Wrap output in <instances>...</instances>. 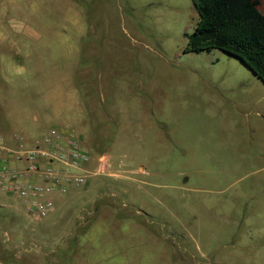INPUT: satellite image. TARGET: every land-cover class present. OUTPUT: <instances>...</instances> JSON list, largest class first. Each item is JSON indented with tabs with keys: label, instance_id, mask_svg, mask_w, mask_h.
I'll list each match as a JSON object with an SVG mask.
<instances>
[{
	"label": "rangeland",
	"instance_id": "rangeland-1",
	"mask_svg": "<svg viewBox=\"0 0 264 264\" xmlns=\"http://www.w3.org/2000/svg\"><path fill=\"white\" fill-rule=\"evenodd\" d=\"M197 19L191 0H0V103L60 100L145 166L92 175L42 218L0 190V264H264V82L185 52Z\"/></svg>",
	"mask_w": 264,
	"mask_h": 264
},
{
	"label": "built area",
	"instance_id": "built-area-1",
	"mask_svg": "<svg viewBox=\"0 0 264 264\" xmlns=\"http://www.w3.org/2000/svg\"><path fill=\"white\" fill-rule=\"evenodd\" d=\"M88 159L68 129L51 127L32 147L21 142L9 147L0 136V190L23 199L34 216L45 217L54 209L50 194L86 184ZM9 160L24 165L17 168Z\"/></svg>",
	"mask_w": 264,
	"mask_h": 264
},
{
	"label": "crops",
	"instance_id": "crops-1",
	"mask_svg": "<svg viewBox=\"0 0 264 264\" xmlns=\"http://www.w3.org/2000/svg\"><path fill=\"white\" fill-rule=\"evenodd\" d=\"M24 57H26L28 62H32L33 64H35L33 61L34 59L32 58V55L25 53ZM229 57H232V56H229ZM232 58H235V57H232ZM235 59L238 62H240L247 70L253 73L240 60H238L237 58ZM37 63L39 62H36V64ZM6 64L7 66L10 67V69L14 68V65L12 62H7ZM85 66L80 65L79 69H77L78 71H76L74 74L78 75V77L80 78V79L78 78V80L80 81L79 83H83L84 86L88 88L86 93L89 95L90 101L87 104L89 105L87 107H89L90 110H87V111L88 113L89 111L92 113L93 108H94V103L93 101H91L92 100L91 96L93 93L92 86H91L92 85V82H91L92 79L90 75L91 71H90L89 66L87 67V69H85ZM29 67H32V64L29 65ZM5 68L6 67H3V69ZM86 71H87L88 77L86 74H84V72ZM65 74H68V73L64 72V75L62 76V78L61 79L58 78V80L62 82L67 80L68 78L65 79L66 77ZM59 90L56 89V93L58 92L57 93L58 95L62 93L63 88H59ZM48 99H49V96H48ZM40 109L41 110L38 113V116L34 117V116H31L30 112L24 109L21 110V108L19 109V107L17 106L3 105L0 103V136H2L7 146L14 147L16 144L21 142L28 147H32L37 142H40L42 140L43 135L49 128L51 127L64 128V129H68L73 132V134L75 135V137L77 138L79 142V145L88 153L89 159H88V162L84 166L89 172H91L90 177L92 175L99 174L101 171L109 175H117L119 172L122 174L121 177H123V179H126L127 181H134L135 179L134 174L144 172L145 166L142 164H135V162L133 161L134 157H132V155L128 153H124V152H121L115 155L110 149V147L108 148V146L112 143L111 141H108V146L105 148V150L99 149L100 147L98 146L96 147L97 140L90 139L91 137L88 133L90 126H91L90 123L88 122L89 120L85 116L83 117L81 116L80 109H78L77 113L75 112V110H73L74 107L72 110H69L68 107H64V104L60 100H58V104H56L55 102L54 104H50V103L47 104L46 102L44 106L43 104L40 105ZM29 113H30V116H29ZM85 123H89L88 127L86 126ZM81 124L83 125L82 127L80 126ZM92 141H93V144H92ZM87 143H90L91 145H93L95 149L94 147L93 149L87 148L85 146V144ZM9 162L12 166L17 167V168L22 167L24 165L23 162H18L14 160H9ZM71 189H73V187H70L66 192L52 193L49 196L51 197L54 203V198H58V197L61 198L62 195L67 194L68 192L71 191ZM21 201L26 205V202L24 200H21ZM0 207H2V205H0ZM54 210H55V205H54L53 211ZM141 212L143 211L141 210Z\"/></svg>",
	"mask_w": 264,
	"mask_h": 264
},
{
	"label": "trees",
	"instance_id": "trees-1",
	"mask_svg": "<svg viewBox=\"0 0 264 264\" xmlns=\"http://www.w3.org/2000/svg\"><path fill=\"white\" fill-rule=\"evenodd\" d=\"M198 19L185 52L218 49L264 82V15L252 0H191Z\"/></svg>",
	"mask_w": 264,
	"mask_h": 264
}]
</instances>
